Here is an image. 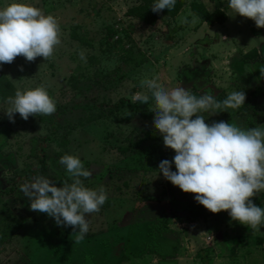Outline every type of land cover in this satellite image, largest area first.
Listing matches in <instances>:
<instances>
[{"label":"rangeland","instance_id":"1","mask_svg":"<svg viewBox=\"0 0 264 264\" xmlns=\"http://www.w3.org/2000/svg\"><path fill=\"white\" fill-rule=\"evenodd\" d=\"M192 1L177 17L159 15L151 25L128 14L143 0H22L58 19L61 43L48 60L18 56L0 65L15 89L8 97L18 88L44 85L57 110L27 120L16 113L13 123L4 111L10 107L8 97L0 93V264H85V256L86 264H138L143 258L138 252L156 238L150 236V222L173 214L169 227L174 233L161 238L159 254H147L149 264H264V225L254 232L226 210L190 219L196 194L182 191L159 171V163L171 161L175 151L164 146L153 120L140 112L151 110L154 100L132 103L136 92H147L142 80L158 77L171 90L203 71L209 75L204 83L196 79L201 93L207 86L216 97L246 93V107L228 109L225 122L242 129L264 127V78L255 68L264 63V27L235 14L228 0H200L228 15L212 25L202 22ZM11 2L0 0V8ZM193 16L199 18L195 25L180 23ZM253 49L262 54L243 66ZM196 68L193 74L186 70ZM256 85L263 91L253 93ZM185 88L195 95L192 85ZM202 115L218 118V113ZM65 154L78 156L93 171L85 186H103L108 193L100 211L87 217L89 231L80 244H74L72 227L31 211V201L20 191L38 175L58 187L71 183L59 163Z\"/></svg>","mask_w":264,"mask_h":264},{"label":"clouds","instance_id":"2","mask_svg":"<svg viewBox=\"0 0 264 264\" xmlns=\"http://www.w3.org/2000/svg\"><path fill=\"white\" fill-rule=\"evenodd\" d=\"M176 2L155 0L151 10L171 11ZM228 7L254 20L257 27H264V0H228ZM198 19L183 17L180 23L195 25ZM60 43L61 26L52 14L45 15L22 0L0 8V65L12 63L18 56L28 62L37 57L48 60ZM79 55L86 62L84 52ZM256 68L264 78V64ZM141 87H146L147 92H136L132 103L154 100L151 111L155 114V129L163 137L164 146L175 151L172 161L164 159L159 163L165 179L186 193H195L194 199L212 213L226 210L232 220L259 231L264 225V207L257 206L251 198L264 192V127L242 129L225 121L208 124L202 115L238 109L245 104L246 93L233 91L223 101H217L213 94L204 92L197 97L177 83L171 90L166 89L158 77L142 80ZM6 103L10 107L5 114L13 123L16 113L27 120L30 116H50L57 110L56 100L44 85L24 91L18 88ZM59 163L71 183L65 180L58 187L51 178L38 175L22 184L20 191L31 201V211L47 214L57 226L72 227L74 244H80L89 231L87 217L100 211L108 193L103 186H85L84 180L91 178L93 171L85 168L78 156L65 154ZM173 163L176 171L172 170Z\"/></svg>","mask_w":264,"mask_h":264},{"label":"trees","instance_id":"3","mask_svg":"<svg viewBox=\"0 0 264 264\" xmlns=\"http://www.w3.org/2000/svg\"><path fill=\"white\" fill-rule=\"evenodd\" d=\"M154 2H155V0H143L142 3L131 7L128 10V14L129 15H135V16L139 17L142 21L153 25L157 22L159 15H165V16H168L171 18H174L177 15H179V13L182 11L184 6L186 5L187 0H177L176 5H175L173 10L168 11L167 9H165L159 13H154L151 10V6ZM190 6H191L192 10L200 17L202 22H207L208 24H211V25L216 23V22L225 21L227 19V16H228L226 14V12L220 8H216L214 10H209L208 7L206 6V4L200 0H193L191 2ZM177 29L178 28L175 27L173 30L176 31ZM258 56H259V51L257 49H253V50H251L250 53H248L244 56L243 64L242 63L241 64L243 66H245L247 63H249L250 60L257 58ZM263 58H264V54H263ZM261 63H263V61H261ZM197 69H199V68H196L194 70H188V69H186V70L188 71L189 74H193V73H196L195 71ZM241 69L237 68L238 71H240V70L244 71L243 67H241ZM198 72H199V74L197 75V77H195V79L193 81L184 85V87H188V86L192 85L193 90H194V94L197 97H199L203 93H201L199 91V89H198V87H199L198 82L199 81L198 80L196 81V79L202 77L200 81L202 83H204L207 80V77L209 75L207 72H203V71H198ZM262 89H263V86L256 85L253 93H256L257 91L260 92V90L263 91ZM14 90L15 89H14L13 83L9 80V78L6 76V74L4 73L2 68L0 67V93H1V95L3 96V98H6V97L10 96V94H12V91H14ZM203 90H204L203 92H207L209 94H212L211 91H213L212 87H209V86H207ZM226 97L227 96L220 94L216 97V99H217V101H223V99H225ZM249 98L247 100H249ZM244 106L246 107L245 104H244ZM140 112H142V114L145 118L150 119V120H154L155 114L151 110H146V111L140 110ZM217 113H218L217 119L213 118L214 120L213 119L209 120V119L205 118V122L208 124H211L213 122H219V121H224V120L228 119L227 118L228 114H229L228 111H219ZM220 114H222V116H219ZM192 118L194 119L195 115ZM174 156H175V154L173 155V157ZM173 157H172V159H173ZM172 159H171V161H172ZM44 161L40 164L42 169L45 167V164H46ZM38 170H41V169L38 168L37 172H38ZM172 170L176 171L174 163L172 164ZM263 195H256V196L252 197L251 199L253 200V202L257 206L264 207V196ZM189 210H190L191 215H192L190 219H192V220H195V219H197L203 215H212V214L216 215V214H218V213H212L210 210L206 209L203 205H201L199 203L193 205L191 208H189ZM173 216H174V214L173 215H164L160 219L159 222H150V236H154V234H156L155 235L156 238L150 242L149 248L143 249L142 252H138V253H141V254L143 253L142 255L144 256L145 254H148V253H149L148 255H150V253L159 254V252L162 251L160 248L161 238L163 239V237L165 238L166 236L174 233L171 230V228L169 227V221L171 220V218H173ZM227 216L230 217L229 214ZM174 217H176V216H174ZM154 229H155V231H158L159 237H157V233L154 231ZM138 253H136V255ZM160 261H161L160 264H172V262L168 261V260H160ZM84 262H85V264L87 263L86 256L84 258Z\"/></svg>","mask_w":264,"mask_h":264},{"label":"crops","instance_id":"4","mask_svg":"<svg viewBox=\"0 0 264 264\" xmlns=\"http://www.w3.org/2000/svg\"><path fill=\"white\" fill-rule=\"evenodd\" d=\"M177 16H178V15H177ZM177 16H176V17H177ZM239 36H241V34H240V35H237V38H238ZM232 41H233V40H232ZM235 45H236V44H235ZM243 45L246 46V47L248 46V44H243ZM253 45H255V44H253ZM238 46H239V45H237L236 47L238 48ZM250 48H251V47H250ZM227 49H230V48H227ZM259 54H262L260 50H259ZM234 56H235V55H234ZM256 61H259V62H260L261 60H254V62H256ZM252 63H253V62H252ZM255 68H256V67H255ZM147 256H148V255L146 254V256H145V255L143 256V258H138L139 261H138L137 263H138V264H149V263L147 262V261H148ZM145 257H146V258H145ZM132 262H133V263H136V261H132Z\"/></svg>","mask_w":264,"mask_h":264},{"label":"water","instance_id":"5","mask_svg":"<svg viewBox=\"0 0 264 264\" xmlns=\"http://www.w3.org/2000/svg\"><path fill=\"white\" fill-rule=\"evenodd\" d=\"M218 237H219V239H222V235L221 234H219Z\"/></svg>","mask_w":264,"mask_h":264}]
</instances>
